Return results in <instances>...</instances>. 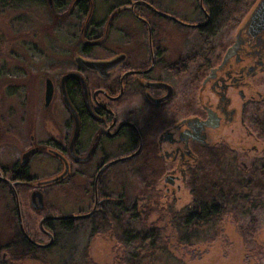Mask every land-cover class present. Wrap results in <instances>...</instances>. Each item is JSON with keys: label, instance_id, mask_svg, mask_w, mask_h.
<instances>
[{"label": "flooded vegetation", "instance_id": "af4514ba", "mask_svg": "<svg viewBox=\"0 0 264 264\" xmlns=\"http://www.w3.org/2000/svg\"><path fill=\"white\" fill-rule=\"evenodd\" d=\"M253 9L221 31L212 0H0V264L178 262L195 214L177 195L236 155L223 131L251 141L241 167L264 158Z\"/></svg>", "mask_w": 264, "mask_h": 264}, {"label": "rangeland", "instance_id": "374dc122", "mask_svg": "<svg viewBox=\"0 0 264 264\" xmlns=\"http://www.w3.org/2000/svg\"><path fill=\"white\" fill-rule=\"evenodd\" d=\"M249 14L250 12L242 22ZM1 17L2 15L0 16V41L3 47L1 51L7 52L10 37L9 25L7 17ZM222 137L227 141L228 147L236 150V164L240 166L248 165L254 154L242 155L243 149H247L252 145L251 141L245 136V132L239 127H229L223 131ZM224 161L227 165L229 160ZM213 173L215 174V172ZM177 197L179 201L176 203V209L186 207L190 204V200L194 201V196L192 198L188 192L184 191L178 194ZM245 206L244 203L231 202L228 204L230 210L223 213L216 222L209 221L201 228H191L190 233L193 236L191 248L180 247L173 243L175 248H171L169 254L175 256L178 262H171V264H179L181 260L186 263L180 264H264V209L245 214L243 212ZM235 214L238 216L237 221L234 220ZM161 222H164V220ZM216 228L219 229L218 236H214ZM87 241V236L80 237L78 249L79 259L81 260L83 255L85 256L84 246ZM97 252L99 253V251ZM97 252L95 253L96 256L98 255ZM167 254L166 252H160L159 259L165 261V264H170ZM97 258H100L99 255ZM100 259H104V256Z\"/></svg>", "mask_w": 264, "mask_h": 264}, {"label": "trees", "instance_id": "16d2710c", "mask_svg": "<svg viewBox=\"0 0 264 264\" xmlns=\"http://www.w3.org/2000/svg\"><path fill=\"white\" fill-rule=\"evenodd\" d=\"M257 1L212 0L214 18L219 21V29L226 31L240 25ZM207 157L206 171L192 177L198 184L192 187L194 202L191 212L195 215L190 221L191 228H201L209 221L216 222L223 213L230 210L228 204L231 202L244 203L245 214L264 209V158L255 160L250 168L241 167L235 162V153L226 146L219 149L218 155ZM226 159L229 160L227 165L224 161ZM238 187L241 195L237 193ZM234 218L237 221V214ZM218 235L219 229L216 228L214 236Z\"/></svg>", "mask_w": 264, "mask_h": 264}, {"label": "water", "instance_id": "95a60500", "mask_svg": "<svg viewBox=\"0 0 264 264\" xmlns=\"http://www.w3.org/2000/svg\"><path fill=\"white\" fill-rule=\"evenodd\" d=\"M253 10L254 11H253V13H252V15H251L250 20H249L248 23L251 26H256V25H262V24H264V0H260L257 3V6L255 7V9H253ZM133 156H135V155H133ZM130 158H132V156L131 157H128L127 159H130Z\"/></svg>", "mask_w": 264, "mask_h": 264}]
</instances>
